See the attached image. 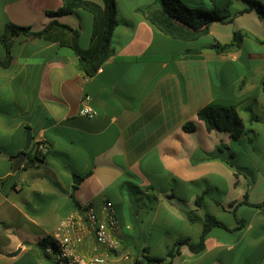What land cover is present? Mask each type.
I'll use <instances>...</instances> for the list:
<instances>
[{"label":"crops","instance_id":"obj_1","mask_svg":"<svg viewBox=\"0 0 264 264\" xmlns=\"http://www.w3.org/2000/svg\"><path fill=\"white\" fill-rule=\"evenodd\" d=\"M62 5L0 0V34L8 23L40 31L52 20L48 12ZM145 7L117 6L114 53L93 77L78 70L71 48L24 35L15 40L11 64L0 66V264H57L43 246L47 237L83 205L100 212L106 202L121 223V249L131 255L109 264L165 258L179 239L197 243L206 213L228 229L214 228L201 252L182 245L167 264H264V206H253L264 202V146L247 147L238 163L233 145L254 142L263 129L245 107H264V45L256 41L264 38V18L251 11L213 23L209 44L197 47L156 29L140 12ZM243 9L240 3L233 13ZM57 20L80 32L82 48L90 46L92 14L80 9ZM238 31L245 33L239 48L212 49ZM5 55L0 43V60ZM86 96L92 118L81 114ZM210 104L246 113L240 117L247 133L234 141L209 131L198 113ZM27 128L49 153L35 165L26 164L27 155L13 172ZM93 245L87 239L82 252Z\"/></svg>","mask_w":264,"mask_h":264},{"label":"trees","instance_id":"obj_2","mask_svg":"<svg viewBox=\"0 0 264 264\" xmlns=\"http://www.w3.org/2000/svg\"><path fill=\"white\" fill-rule=\"evenodd\" d=\"M210 9L203 7H191L183 0H152V4L140 10L145 19L164 35L184 41H197L208 36L210 26L213 23L230 24L234 16L247 12L256 11L264 18V0H208ZM62 7L55 12H48L52 20L40 31H33L30 27L18 26L8 23L5 30L0 34V43L5 50V57L0 60V66L8 67L13 59V47L18 36L24 35L34 39L57 42L61 46L69 47L77 56V68L86 77H93L98 73L103 64L112 57L114 50L111 44L113 33L119 24L117 0H62ZM241 3L244 9L234 14V6ZM85 10L93 16V29L90 46L82 48L79 43L80 32L70 26L61 24L57 18L72 14L78 10ZM245 33L238 31L234 33L231 43L212 45L218 53L228 52L239 48ZM256 41L264 45V38ZM264 90V83H263ZM250 115V122H259L260 116L251 105L245 107ZM198 118L202 120L209 131L218 129L230 134L232 140H239L247 129L235 106H223L210 104L202 108L198 113ZM186 131H192L194 125L188 124L184 127ZM39 144L32 142L28 151L29 162L27 165H35L44 162L49 153H41L38 150ZM248 204V202H243ZM240 204V203H239ZM197 205H203V198L197 199ZM235 203L232 204V206ZM254 207L264 206V202L253 205ZM191 221H196V216L190 215ZM228 227L211 213H206L203 223L202 233L197 243H192L189 239H179L174 244L173 249L165 258L144 257L146 264H167L177 253L182 245H188L193 252H201L205 248V241L208 234L214 228ZM239 229V228H237ZM49 245L47 238L43 246Z\"/></svg>","mask_w":264,"mask_h":264},{"label":"built area","instance_id":"obj_3","mask_svg":"<svg viewBox=\"0 0 264 264\" xmlns=\"http://www.w3.org/2000/svg\"><path fill=\"white\" fill-rule=\"evenodd\" d=\"M90 100L89 96L84 98L81 114L92 118L96 111L90 106ZM37 143L41 153L48 152L44 140H38ZM120 226L112 203H104L100 212L92 204L83 205L80 211L67 217L47 237L49 245L46 252L54 256L57 264H109L110 259L117 255L120 260L128 261L131 255L122 251L121 241L116 235ZM91 237L94 245L90 254H84L81 247Z\"/></svg>","mask_w":264,"mask_h":264},{"label":"rangeland","instance_id":"obj_4","mask_svg":"<svg viewBox=\"0 0 264 264\" xmlns=\"http://www.w3.org/2000/svg\"><path fill=\"white\" fill-rule=\"evenodd\" d=\"M98 2H101V0H95ZM117 6H150L152 4V0H118ZM240 3H236L235 6H239ZM191 7H203L206 9H210V5H198V4H192ZM121 9V8H120ZM84 41L86 40V35L84 36ZM209 38L203 37L199 41L193 42V46L197 47H205L209 44ZM255 110L261 115L260 120H263L262 123V130L260 131L259 138L255 140L254 142H249L247 139H241L239 142L234 143V150L238 153V157L236 158V162L241 161V154L245 153L247 147H253V146H264V107H260L259 104H256L254 106ZM240 115L245 119L247 116L246 113H244L242 110H240ZM251 137V135H249Z\"/></svg>","mask_w":264,"mask_h":264},{"label":"water","instance_id":"obj_5","mask_svg":"<svg viewBox=\"0 0 264 264\" xmlns=\"http://www.w3.org/2000/svg\"><path fill=\"white\" fill-rule=\"evenodd\" d=\"M32 141H33L32 130H31V128H27L26 129V143H25V147H24L23 152L20 153L15 159V162H14V165H13V169H12L13 172H16L24 164V162L26 161L27 155H28V151H29V149L31 147ZM79 181H80V178L78 176H74V183L78 184ZM12 255H15V254H12Z\"/></svg>","mask_w":264,"mask_h":264}]
</instances>
